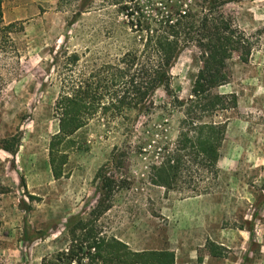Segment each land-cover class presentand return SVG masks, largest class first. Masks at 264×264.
Returning <instances> with one entry per match:
<instances>
[{
  "label": "rangeland",
  "instance_id": "374dc122",
  "mask_svg": "<svg viewBox=\"0 0 264 264\" xmlns=\"http://www.w3.org/2000/svg\"><path fill=\"white\" fill-rule=\"evenodd\" d=\"M180 1L4 3L0 264H41L69 253L76 245L69 230L96 205L99 171L115 183L108 210L94 223L105 237L132 251L171 250L176 264H264V0H219L225 2L220 12L254 48L246 63L236 56L228 61L230 79L216 90L235 94L237 107L216 118L227 128L211 193L181 198L149 183L155 143H172L177 135L180 114L170 107L166 89L152 97L148 115L130 111L127 120H92L80 132L83 148L68 154L65 174L54 179L51 173L48 148L58 129L54 105L64 55L78 53L79 65L113 62L137 45L136 21L142 26ZM199 67L197 51H185L171 69L168 90L186 98ZM13 138L19 140L15 156L2 150ZM116 151L126 156L113 161Z\"/></svg>",
  "mask_w": 264,
  "mask_h": 264
},
{
  "label": "trees",
  "instance_id": "16d2710c",
  "mask_svg": "<svg viewBox=\"0 0 264 264\" xmlns=\"http://www.w3.org/2000/svg\"><path fill=\"white\" fill-rule=\"evenodd\" d=\"M6 1L0 0V26ZM224 4L219 0H183L142 26L141 21H136L137 45L121 53L113 62L84 61L79 65L81 56L78 53L64 55L61 91L54 105L58 129L48 148L54 179L65 174L68 154L83 148L80 132L92 120H127L126 114L130 111L148 115L152 97L160 89H166L170 107L180 114L177 135L172 143L163 140L155 143L153 161L148 168L149 183L181 198L207 195L214 190L227 128V121L216 118L219 113L237 107L235 94H220L216 90L230 79L228 61L236 56L246 63L254 48V43L236 27L232 18L220 12ZM190 48L197 51L200 67L187 97L181 99L168 90V86L172 67ZM55 60L57 62V57ZM132 135L133 131H129L128 136ZM18 147V138H13L4 141L2 150L15 156ZM125 156L116 151L112 160ZM97 178L100 184L96 205L87 218H77L76 225L69 230L76 245L69 253L43 258L41 264H65L67 261L76 264H175L171 250L132 251L98 231L94 223L108 210L107 202L115 183L101 171Z\"/></svg>",
  "mask_w": 264,
  "mask_h": 264
},
{
  "label": "crops",
  "instance_id": "0c3cea01",
  "mask_svg": "<svg viewBox=\"0 0 264 264\" xmlns=\"http://www.w3.org/2000/svg\"><path fill=\"white\" fill-rule=\"evenodd\" d=\"M165 250H168V249H165ZM176 264V263H175Z\"/></svg>",
  "mask_w": 264,
  "mask_h": 264
}]
</instances>
